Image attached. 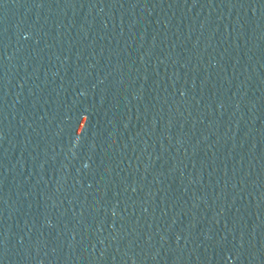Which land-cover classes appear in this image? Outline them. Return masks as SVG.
I'll return each mask as SVG.
<instances>
[{"label": "water", "instance_id": "obj_1", "mask_svg": "<svg viewBox=\"0 0 264 264\" xmlns=\"http://www.w3.org/2000/svg\"><path fill=\"white\" fill-rule=\"evenodd\" d=\"M0 264H264V0H0Z\"/></svg>", "mask_w": 264, "mask_h": 264}]
</instances>
